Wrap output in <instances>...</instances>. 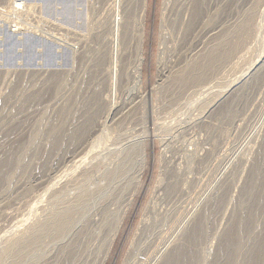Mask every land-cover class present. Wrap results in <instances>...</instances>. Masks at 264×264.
<instances>
[{"label":"rangeland","instance_id":"1","mask_svg":"<svg viewBox=\"0 0 264 264\" xmlns=\"http://www.w3.org/2000/svg\"><path fill=\"white\" fill-rule=\"evenodd\" d=\"M13 1L0 0V264L263 260L264 0H24L17 15ZM116 14L136 19L117 52ZM111 56L123 76L106 118Z\"/></svg>","mask_w":264,"mask_h":264},{"label":"bare ground","instance_id":"2","mask_svg":"<svg viewBox=\"0 0 264 264\" xmlns=\"http://www.w3.org/2000/svg\"><path fill=\"white\" fill-rule=\"evenodd\" d=\"M105 1V0H104ZM115 1V4L116 3H120V0H114ZM112 2V1H111ZM122 2V1H121ZM130 2H132V0H128V3L130 4ZM105 3H107V2H105ZM109 5H110V3H109ZM119 5V4H118ZM113 6V5H112ZM145 6H146V1L145 0H142V7H143V9H145ZM108 7V6H107ZM118 15H120V12L118 13ZM108 17V16H107ZM111 17V16H110ZM115 17V16H114ZM113 17V18H114ZM131 17H133V16H131ZM130 17V18H131ZM112 18V19H113ZM128 18H129V16H128ZM129 18V19H130ZM123 19V16H119L117 19L115 18L114 19V22H115V25L113 26V37H112V42H113V44H115V46H116V44H117V49H118V42H115L116 40L118 41L119 39H118V35H119V32L120 31H122V34H121V37H122V40L123 41H125L128 37H129V33H130V31H131V26H132V21H135L136 19H131L130 21H128L127 19H126V21L124 22V21H122V22H124V24L122 25V29H121V25H120V23H122L121 22V20ZM104 23H105V21H104ZM106 24V23H105ZM112 26V25H111ZM111 28V27H110ZM109 28V29H110ZM101 29V28H100ZM104 29V28H103ZM108 29V32H110V34H108V35H112L111 34V30L112 29H110L109 30ZM105 30V29H104ZM102 34V33H101ZM100 34V35H101ZM104 35V34H103ZM99 38V37H98ZM107 38H108V36H107ZM69 39V38H68ZM103 42H105V40L106 39H104V36H103ZM109 40H110V38H109ZM84 42V41H83ZM115 42V43H114ZM76 43V42H75ZM102 47H98L97 49H95V50H97V53H101V52H103L102 51ZM116 52H117V50H116ZM116 54V53H115ZM97 56H96V58H98V59H100L102 56H100L101 54H96ZM111 55H113V53L111 54ZM95 58V59H96ZM117 58L116 57H114V56H111V61L109 60V64H108V66H107V70H108V72L110 73V76H111V78H112V83H111V96H112V98H111V103H109L110 104V106H109V108H107V111H106V118L110 115V113L114 110V108H115V106H114V104H115V101H114V91H115V85L114 84H116L118 81H117V77H118V75L119 74H121L120 75V78L123 76L122 74H123V70L121 71H119V66H118V63H117V60H116ZM104 62V61H103ZM96 63H97V61H96ZM100 64H101V62H100ZM95 65H97V64H95ZM99 65V64H98ZM100 66V65H99ZM99 66H98V68H99ZM101 66H102V64H101ZM94 67V66H93ZM105 67V66H104ZM103 68V67H102ZM123 68V67H122ZM253 68V67H252ZM139 68H136V74L137 75H135V77H136V80H135V83H134V86L135 87H132L133 89H137L138 87H136L137 86V83L138 82H140V79H138V78H140V74H139V70H138ZM106 70V69H105ZM104 70V71H105ZM106 70V71H107ZM251 70V69H250ZM108 74V73H107ZM103 75V74H102ZM104 81V80H103ZM138 90V89H137ZM113 94V95H112ZM117 104V103H116ZM102 107H104V106H102ZM110 117V116H109ZM108 117V118H109ZM132 151V150H131ZM141 153H143V152H141ZM131 154H134V151H132L131 152ZM142 157V156H141ZM144 159V158H143ZM90 194V193H89ZM75 209V208H74ZM68 212L69 211H65V212H61L60 211V214L59 215H56L54 218H53V220H51L50 222L52 223V224H50L51 226L53 225V227H55V229H56V231H58L59 233H62V231H64V229L67 227V226H69V222H71V217H70V220H69V214H68ZM56 214V213H55ZM76 216V215H75ZM200 221L199 222H201V219H199ZM203 222V221H202ZM199 225H201V224H199ZM249 227V226H248ZM54 229V228H53ZM40 232V230H38V233ZM41 232H43L42 230H41ZM40 232V233H41ZM58 234V233H57ZM41 235V234H40ZM36 238H37V236H36ZM35 238V239H36ZM200 239V238H199ZM33 240V239H32ZM234 240V239H233ZM196 243H197V240H196ZM234 243V242H233ZM229 245V244H228ZM231 245H233L232 243H231ZM234 246V245H233ZM227 247V246H226ZM231 248V247H230ZM177 249V248H176ZM229 249V248H228ZM179 251V250H178ZM180 252V251H179ZM178 252V253H179ZM182 252H184V251H182ZM185 253V252H184ZM239 253V252H238ZM183 253H180L179 255L177 254V255H175V256H178V257H176V258H181V260H182V262L184 263V264H186V263H188L189 262V259H190V257L191 256H194V255H188V256H185V255H182ZM191 254V253H190ZM234 254H235V252H234ZM174 256V257H175ZM235 256H237V255H235ZM173 257V256H172ZM228 257V256H227ZM261 257L262 256H259V258L258 259H255V263L254 264H264V256H263V260H260L261 259ZM194 259H195V257H194ZM175 260V259H174ZM230 260H231V258H230ZM233 260V259H232ZM250 260H251V258H250ZM253 260V259H252ZM227 261V260H226ZM236 261V260H235ZM231 262V261H230ZM240 262V261H239ZM253 262V261H252ZM236 263H238V262H236ZM229 264V263H228ZM239 264V263H238ZM243 264V263H242ZM246 264V263H245ZM248 264V263H247Z\"/></svg>","mask_w":264,"mask_h":264},{"label":"built area","instance_id":"3","mask_svg":"<svg viewBox=\"0 0 264 264\" xmlns=\"http://www.w3.org/2000/svg\"><path fill=\"white\" fill-rule=\"evenodd\" d=\"M27 6L28 5L26 4V2L24 0H15V1L12 2V12H14V15H17L18 13L22 12L23 10L25 11ZM117 14H116V18L118 17ZM23 29H24V27H23V25H21L19 23V20L14 21V24H12V30L13 31H22ZM112 44H113V42H112ZM113 46H114L115 51H116L117 50V45L115 46V44H113Z\"/></svg>","mask_w":264,"mask_h":264}]
</instances>
